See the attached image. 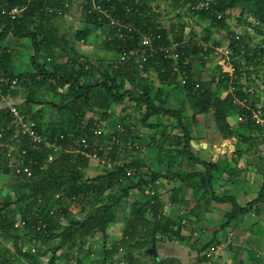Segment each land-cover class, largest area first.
Segmentation results:
<instances>
[{"label":"crops","instance_id":"crops-1","mask_svg":"<svg viewBox=\"0 0 264 264\" xmlns=\"http://www.w3.org/2000/svg\"><path fill=\"white\" fill-rule=\"evenodd\" d=\"M82 2L76 0L63 16L56 13L59 18L42 20L49 31L43 39L48 38L55 50L43 52L40 65L50 73L61 72L60 68L64 67L70 69L72 60L77 63L76 69L78 65H88L91 73L76 77L80 78V84L110 86L117 79L123 86L122 94L127 92L132 96L116 105L107 99L105 89L100 88L92 91V99L86 104L76 101V91L61 85L53 90L55 84H60L59 79L53 80L54 86L38 80V103L33 105V116L48 134L55 129L58 132L72 129L82 116L94 126H106L111 132L125 126L127 132L121 139L135 142L140 150L117 155L125 172L136 169V174L118 176L119 183L108 191L106 203L120 200L109 227L105 232L96 231L84 242L76 240L75 248L66 246L57 251L55 264H264V203L229 221L236 205L245 209L259 198L264 185V135L248 127L241 111L233 106L227 114L229 130L222 133L215 124L213 109L199 113L202 106L195 103L197 93L192 89L199 83L216 99L229 98L227 86L220 79L225 70L222 62L205 57L202 52L189 53L186 57L184 54L187 81L174 76L161 60L151 61L142 70L119 64L109 27L90 23ZM150 3L157 8L156 14L168 31L169 41H178L182 35V39L190 40L188 47L201 50L199 44L207 43L206 38L208 43H223L240 32L252 56L259 57L258 63L251 62L249 76L264 75V58H260L262 36L252 17L237 10L229 11L240 23L218 27L191 14L185 6L176 7L172 1ZM2 31L0 26V34ZM34 57L31 39L9 33L0 40V74L6 71L14 76L34 75ZM28 94L24 86L10 89L6 102L0 96V110L9 105H23ZM64 106L67 108L62 110ZM162 109L178 113L181 120L166 114H151ZM91 163L88 176H101L104 168ZM7 180L10 175L0 172V194H10L15 201V192L3 188ZM146 190L156 192L157 210L151 207ZM16 211L15 219L19 220L22 211ZM135 212L140 213L138 219ZM84 219L83 213L75 216L77 221ZM63 227L58 228V234L63 232ZM18 231L21 235L24 232ZM153 231L156 234L151 236ZM134 235L137 239L130 244V236L134 238ZM40 247L46 252L41 263L51 264L53 247L43 244ZM116 248L118 251L114 252ZM0 250L1 255L8 252L20 257L13 241L1 237ZM19 259L24 263L23 258Z\"/></svg>","mask_w":264,"mask_h":264},{"label":"trees","instance_id":"trees-1","mask_svg":"<svg viewBox=\"0 0 264 264\" xmlns=\"http://www.w3.org/2000/svg\"><path fill=\"white\" fill-rule=\"evenodd\" d=\"M26 0H10L11 6L18 5L24 3ZM152 0H111V4H108L106 0L103 1L106 7L113 5V15L115 17H126L130 22L134 24V26L143 33H160L163 36L165 42H168V31L162 27V23L159 22L160 15L156 14V12H152L150 8V2ZM172 1L176 7L184 6L180 2V0H165ZM191 0H187V3ZM76 0H58L47 2L45 0H37L34 3L33 8L30 9L28 13L19 20L18 22H12L6 18L0 17V26H2L3 31L0 34V40L4 39L9 33H12L17 38H29L33 42V47L35 51V57L33 58V65L35 68L34 75H25V76H14L4 71V73L0 75H7L13 78H27L29 79L25 81L22 85L28 90V99L21 106H15L17 110L20 112L21 118L23 120H32L36 122L33 116V105L37 104V93L36 90L38 88L37 81L41 78V81L47 82L50 86H54L53 80L59 79L60 84H55L53 90L57 89L61 85L63 88L68 89L70 91H76L78 93V98L76 101L84 102L89 104L92 99V91L95 89H105L107 92V99L111 100L113 104L119 105L125 101V98L131 97V93H123V86L118 84V80L114 79L109 86L107 83L103 85H98L96 87L85 86L80 84L79 79L76 77L81 76L85 77L91 73L90 70H85L86 65L79 66V68H75L77 63L72 60V66L70 69L67 67L60 68L61 72L51 71L47 72L40 65V60L43 52H53L55 50V45L52 44L47 38L44 40L43 38L46 35H49V31L43 26V19L45 17L50 18H59L56 14L61 12L63 16L71 6V4L75 3ZM82 6L84 7L85 17L88 19L90 23L95 25L106 24L107 21H100L96 16H89L87 14V10L89 8V1L83 0ZM126 9H130V12L126 16ZM240 11L242 15H247L252 17L259 23L260 27V35L262 36L261 42V57L264 58V0H212L211 8L207 12H198L191 13L199 16L203 20H209L215 26L221 27L226 24L219 21L217 16L224 12L229 11ZM152 12V13H151ZM111 35V31H110ZM182 35L179 37L178 41H182ZM44 40V41H43ZM207 43L209 42V38H206ZM139 41V35L134 34L133 38L126 44H122L117 41H111L112 45L115 47L118 55L121 53V49H132L133 46H136ZM216 44V43H214ZM201 49V48H200ZM247 52L250 53V50L247 45ZM202 52L205 57H209V52H204L202 49L199 50L193 46H189L186 48L184 54H200ZM185 57L182 58V61L185 60ZM161 60L163 61L166 68L172 72V65L162 58L152 59L151 61ZM150 61V62H151ZM259 61L258 54L253 56L245 57V65L251 68V62ZM262 61V60H261ZM149 62V63H150ZM148 63V64H149ZM256 67H259V64ZM264 65V64H263ZM254 66V68H256ZM61 73L65 74L64 76ZM175 76V74H173ZM40 81V80H39ZM79 82V84H78ZM77 85H76V84ZM191 82H188V85ZM18 86V87H20ZM15 88V87H11ZM194 90V85L193 88ZM3 93L8 95V88H2ZM195 92V91H194ZM197 99L195 101L196 104L202 106V110L199 113H206L210 110H214V121L216 126L220 129L222 133L224 130H229V126L227 124V114L231 109L232 98L231 96L226 99H216L214 94H210L208 89L205 91L202 89L197 91ZM199 95V96H198ZM67 107L64 106L62 110H65ZM242 117L245 113L240 112ZM151 114H166L170 117L179 118L181 120V116L176 112H172L169 110L162 109L160 111H154ZM246 116V115H245ZM84 121V122H83ZM246 125L252 129L257 130V128L251 123L244 119ZM38 122H36L37 124ZM0 125L4 127L5 135L2 140V144H10L13 139L16 138L17 135V126L14 123V120L5 112V110H0ZM95 126L93 123L85 121L83 116L75 122V125L72 129L68 131L58 132L55 129L52 134H48L42 127L38 124L37 130L41 133L48 134L49 136L57 135L58 133H63L66 136V143L70 144L71 148L74 146L78 140L83 136L84 133L90 131ZM258 131V130H257ZM22 141V147H27V140L21 136H19ZM46 154V152H45ZM42 157H45L44 154ZM91 160L82 156H74L71 154L70 150L58 157L48 168L44 171H40L38 167L34 169V177L26 178L15 175L14 173L8 170L0 169V172H4L7 175H10L11 184L10 190L15 192L16 200L12 201L11 195L7 194L3 196L0 194V237L5 241H13L20 250V246L23 244H29L34 241H37L41 246L48 245L52 246L54 250V256L51 260V264H55L56 262V252L69 246L70 249L75 248V241L80 240L84 242V240L90 235L94 234L96 231L105 232L109 227L110 223L114 218V212L116 205L120 204V200H116L112 203H106L105 199L109 190H112L117 186L118 176L125 177L126 172L123 168L118 169V171H109L104 169V172L101 176L96 178H90L88 176V171L91 167ZM59 192H62L64 198L63 201L56 202L55 195ZM125 194L126 191H124ZM83 195L84 200L82 202H72L70 198L72 196ZM41 200L42 203L39 202ZM264 203V185L260 191L259 198L257 201L249 205L245 209L239 208L237 205L234 209L233 216L230 217L231 221L238 214L247 213L253 206ZM156 200L154 204L151 205L153 210H157ZM92 206L91 211H87V208ZM155 206V208H154ZM60 207V211L51 218H48L47 212L51 208ZM16 208V209H15ZM22 211V219L27 221L29 226L35 224L37 219L34 216L37 214L40 217H45L44 220L48 223V228L45 232L42 233H34L31 230L24 231L21 235L18 230L14 228L15 225V215L16 210ZM78 213H83L85 219L83 221L75 220V216ZM136 219L139 218L140 213L135 212ZM156 215L157 212H156ZM135 216V215H134ZM134 225H137L135 222ZM64 226V230L61 233H57L58 228ZM134 227V226H133ZM135 229V228H134ZM151 233V232H150ZM149 233V235H150ZM156 232H152L151 236H154ZM137 235H134V238L130 236V244L134 241ZM60 239V242H57ZM149 240V239H148ZM1 251V250H0ZM118 251V249H114V252ZM46 252L42 251V247H39V251L37 254H26L23 259L27 263L37 264L41 262V259L45 257ZM0 264H21L19 258L14 255H10L8 252L5 255H1L0 252ZM24 264V263H22Z\"/></svg>","mask_w":264,"mask_h":264},{"label":"built area","instance_id":"built-area-1","mask_svg":"<svg viewBox=\"0 0 264 264\" xmlns=\"http://www.w3.org/2000/svg\"><path fill=\"white\" fill-rule=\"evenodd\" d=\"M10 0H0V17L6 18L12 22H18L26 13L33 8L35 1L26 0L24 3L11 6ZM47 2L58 0H45ZM89 8L87 14L96 16L100 21L106 20V25L111 31L110 40L122 44L128 43L134 34L139 35V41L132 49H121L119 55V64H129L143 69L152 59L162 58L171 65L173 74L180 76L184 81L189 78L186 65L182 58L190 40L165 42L163 36L158 33H143L137 29L126 17H115L113 15V5L106 7L104 0H88ZM111 4V0H106ZM191 13L207 12L211 8L212 0H180ZM152 12L157 8L150 3ZM130 9H126V16ZM151 12V13H152ZM218 20L224 24L238 25L240 19L232 16L229 12L221 13L217 16ZM255 24L259 26L256 21ZM199 47L204 52H209L210 57L220 60L224 67V72L220 78L227 86L228 92L232 98L234 108L242 111L244 119L251 122L264 135V75L249 76L250 67L245 65V57L252 56L247 51V43L240 32H236L228 37L223 43H201ZM86 66L85 70H90ZM27 78H13L7 75H0V96L1 101L6 102L9 98L3 93L2 88L7 87L10 92L11 87L22 85ZM41 80V78L39 79ZM201 89L199 83L194 84V91ZM5 112L14 120L17 126V136L10 144H2L5 135L4 127L0 125V169L8 170L20 177L33 178L36 167L42 172L50 166L58 157L66 154L69 150L72 155L86 157L91 162H96L99 166L109 171H114L117 167H124L117 161V155L134 153L140 150V146L135 142H124L121 138L127 132L125 126H120L116 131L111 132L109 128L103 125H97L90 131L83 134L80 140L72 146L66 143V136L63 133L49 136L37 130L36 122L32 120H23L20 112L14 105H9L4 109ZM246 115V116H245ZM19 136L27 140V147H22V141ZM46 152V154H45ZM44 154L45 157H42ZM127 176H134L136 169L126 171ZM146 195L150 198V204L153 205L156 192L146 190ZM63 194L59 192L55 195L56 202L63 201ZM72 202H82L83 195L72 196ZM40 203L41 200H39ZM60 211V207L51 208L47 212V217H54ZM37 219L35 224L29 226L28 222L22 218L15 221L16 230L28 231L34 233L45 232L48 228L45 217L34 216ZM40 244L34 241L20 246L17 252L19 258L26 254H37ZM123 248L120 252H123ZM24 264H31L24 261ZM42 264V263H37Z\"/></svg>","mask_w":264,"mask_h":264},{"label":"rangeland","instance_id":"rangeland-1","mask_svg":"<svg viewBox=\"0 0 264 264\" xmlns=\"http://www.w3.org/2000/svg\"><path fill=\"white\" fill-rule=\"evenodd\" d=\"M10 184H11V179L9 180V182H8V180L6 181V183L4 184L5 185V187H3V188H5V189H9L10 190ZM15 195V197H16V194H14ZM14 197V198H15ZM41 263V262H40Z\"/></svg>","mask_w":264,"mask_h":264}]
</instances>
